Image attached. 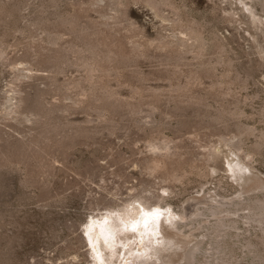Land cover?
Wrapping results in <instances>:
<instances>
[{
  "label": "rangeland",
  "instance_id": "rangeland-1",
  "mask_svg": "<svg viewBox=\"0 0 264 264\" xmlns=\"http://www.w3.org/2000/svg\"><path fill=\"white\" fill-rule=\"evenodd\" d=\"M245 3L264 22V0H0V264H122L97 232L134 198L168 211L145 235L173 237L171 264H264V25Z\"/></svg>",
  "mask_w": 264,
  "mask_h": 264
},
{
  "label": "bare ground",
  "instance_id": "bare-ground-1",
  "mask_svg": "<svg viewBox=\"0 0 264 264\" xmlns=\"http://www.w3.org/2000/svg\"><path fill=\"white\" fill-rule=\"evenodd\" d=\"M245 5L247 6L248 12L255 18V20H258L260 23H263V25H264L262 18L260 16H258V14L253 10L252 6L249 7L247 3H245ZM194 33H195V35L197 34L196 32H194ZM1 56L2 55H0V58H1ZM16 107H18V109H19V105H17ZM154 149H155V151L160 150L161 147L154 145ZM158 161H160V160H158ZM160 163H161V161H160ZM262 205H264V203H262L261 206ZM188 206H189V204H188ZM195 206H196V204H195ZM195 206H193L194 208H192V209H186V211L184 213L179 215L180 219H181V221H179V222L174 221V218H170L171 219L170 226L174 229L180 230L179 225L181 222H185L187 220H190L191 218H193L197 214ZM164 211H166L168 213V211L166 209H164L162 205L159 206V209L153 208L152 204H150L149 201H147L146 199L134 198L131 201H129L125 205V207L118 212L117 218L112 221L113 223H111V224L109 223L108 225H106L107 223L105 221H103V223H102L100 220L99 226H100L101 232L100 233H98L97 231L96 232H97L98 237H102L104 239V241L106 243H108L109 245H111L112 247L115 248V244H117V246L121 247V249L118 250V252H120L119 255H121V253L124 252L122 264H160V263L161 264H171L173 261V260H171L172 259V256H171L172 253H169V252H170V250L173 252L175 249L178 248V245H175L173 247L171 245V243H173V237L170 235L162 237L161 239L163 242H162V244H160L161 239L160 240H158V239L153 240L152 236L147 235V237H146V235H145L146 233L151 232L152 234L154 233V236L156 237L157 235H159V233H161L163 231L162 230L160 232L158 230L159 228H156L155 222H157V221H155V220H158ZM142 214L144 215L143 218H142ZM172 214L174 215L175 213L172 212ZM261 215H263V214H261ZM165 218H166V216H165ZM263 219H264V217H262V219L260 218L261 221ZM105 220H109L108 217ZM152 221H154V222L152 223ZM118 222H120V223L118 224ZM150 223H152V224H150ZM151 226H153V227L151 228ZM159 226H160V224H159ZM120 227H122L121 230H123L121 232H120ZM125 230H127V231H125ZM131 230L135 231L138 235L135 234ZM122 232H124L123 233L124 237H119V239L115 240L116 236H118V233H122ZM94 237H95V235H94ZM136 240L140 241L141 249L136 250L134 248L135 245H132V243L133 244L137 243ZM146 240H147V242H146ZM93 243H94V239H93ZM144 243H149V245L144 244ZM152 243H156L158 245L154 246ZM169 244L171 246L169 248H167L166 246H169ZM181 247L179 246V248H181ZM195 247L198 248V246H195ZM95 250H96V248H95ZM190 250L191 251L189 253V258H188L187 264H194L195 257H196V255H195L196 250L195 251H194V249H190ZM166 251H168V254L164 253ZM228 262H229V260H228Z\"/></svg>",
  "mask_w": 264,
  "mask_h": 264
}]
</instances>
